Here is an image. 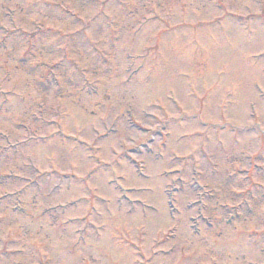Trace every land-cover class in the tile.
Masks as SVG:
<instances>
[{"label":"rangeland","instance_id":"1","mask_svg":"<svg viewBox=\"0 0 264 264\" xmlns=\"http://www.w3.org/2000/svg\"><path fill=\"white\" fill-rule=\"evenodd\" d=\"M108 1L0 9V264H264V0Z\"/></svg>","mask_w":264,"mask_h":264}]
</instances>
